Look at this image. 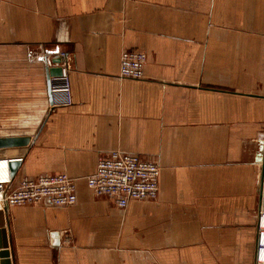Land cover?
I'll return each instance as SVG.
<instances>
[{
    "label": "crops",
    "instance_id": "crops-1",
    "mask_svg": "<svg viewBox=\"0 0 264 264\" xmlns=\"http://www.w3.org/2000/svg\"><path fill=\"white\" fill-rule=\"evenodd\" d=\"M0 0V138L14 178L66 172L70 206L6 208L13 264H254L264 211V0ZM142 50V79L120 76ZM71 67L69 96L48 67ZM56 62V63H54ZM63 78L54 87H61ZM156 158V199L89 187L110 151ZM7 163L0 161V169Z\"/></svg>",
    "mask_w": 264,
    "mask_h": 264
},
{
    "label": "built area",
    "instance_id": "built-area-1",
    "mask_svg": "<svg viewBox=\"0 0 264 264\" xmlns=\"http://www.w3.org/2000/svg\"><path fill=\"white\" fill-rule=\"evenodd\" d=\"M57 14L61 18L74 14L72 0H57ZM64 69L63 83L54 90H63L69 96L71 67L66 53H61ZM147 54L142 50L125 49L121 55L120 76L142 79ZM29 145L0 148V158L7 163L0 177V209L28 204H49L70 206L77 202L76 178L66 172L43 173L37 177L23 176L17 185L10 168V162L23 161ZM161 165L156 158H144L136 153L121 150L101 155L96 170L87 176V182L98 196L112 198L120 207H126L133 200L156 199L160 190ZM257 261L264 262V211L258 221Z\"/></svg>",
    "mask_w": 264,
    "mask_h": 264
},
{
    "label": "water",
    "instance_id": "water-1",
    "mask_svg": "<svg viewBox=\"0 0 264 264\" xmlns=\"http://www.w3.org/2000/svg\"><path fill=\"white\" fill-rule=\"evenodd\" d=\"M56 63V62H54ZM47 77H48V86L50 93V102L54 104V95L57 91H53L56 85V79L60 80L63 78L64 69L63 67H48L46 69ZM34 140L33 136L28 137V142H19L15 139H2L0 138V148L9 147V146H21L28 145ZM22 165V161L14 160L10 162V168L12 171V176L15 177ZM6 209H0V264H13L11 251H10V240H9V230L7 228V221L5 217ZM254 264H259L257 261V248H256V261Z\"/></svg>",
    "mask_w": 264,
    "mask_h": 264
},
{
    "label": "bare ground",
    "instance_id": "bare-ground-1",
    "mask_svg": "<svg viewBox=\"0 0 264 264\" xmlns=\"http://www.w3.org/2000/svg\"><path fill=\"white\" fill-rule=\"evenodd\" d=\"M2 160H3V158H0V161H2ZM5 170H6V168L5 169L4 168L3 169H0V177L4 173ZM262 263H264V262L263 261L259 262V264H262Z\"/></svg>",
    "mask_w": 264,
    "mask_h": 264
},
{
    "label": "rangeland",
    "instance_id": "rangeland-1",
    "mask_svg": "<svg viewBox=\"0 0 264 264\" xmlns=\"http://www.w3.org/2000/svg\"><path fill=\"white\" fill-rule=\"evenodd\" d=\"M262 264H264V263H262Z\"/></svg>",
    "mask_w": 264,
    "mask_h": 264
}]
</instances>
